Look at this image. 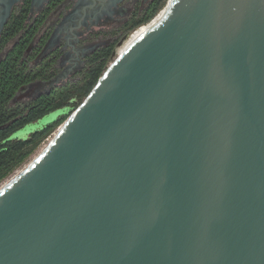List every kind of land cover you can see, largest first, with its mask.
<instances>
[{
	"label": "water",
	"instance_id": "1",
	"mask_svg": "<svg viewBox=\"0 0 264 264\" xmlns=\"http://www.w3.org/2000/svg\"><path fill=\"white\" fill-rule=\"evenodd\" d=\"M167 4L0 193V264H264V0Z\"/></svg>",
	"mask_w": 264,
	"mask_h": 264
},
{
	"label": "flooded vegetation",
	"instance_id": "2",
	"mask_svg": "<svg viewBox=\"0 0 264 264\" xmlns=\"http://www.w3.org/2000/svg\"><path fill=\"white\" fill-rule=\"evenodd\" d=\"M165 2L0 0V67L16 55L32 75H39L20 87L12 103L28 105L31 101L19 102L20 97L32 96L33 101L61 86L58 70L65 63L72 71L83 63L88 66L97 54H113Z\"/></svg>",
	"mask_w": 264,
	"mask_h": 264
},
{
	"label": "trees",
	"instance_id": "3",
	"mask_svg": "<svg viewBox=\"0 0 264 264\" xmlns=\"http://www.w3.org/2000/svg\"><path fill=\"white\" fill-rule=\"evenodd\" d=\"M159 5L146 20L158 13ZM112 52L97 54L89 60L84 77L67 86H58L50 93L41 95L28 105H14L12 99L20 87L39 77L32 75L20 62L19 56H11L0 67V183L14 173L68 117V113L83 103L97 84L111 60ZM57 111L53 121L33 129H26L46 115ZM25 134H19L21 130ZM28 132V133H27Z\"/></svg>",
	"mask_w": 264,
	"mask_h": 264
},
{
	"label": "bare ground",
	"instance_id": "4",
	"mask_svg": "<svg viewBox=\"0 0 264 264\" xmlns=\"http://www.w3.org/2000/svg\"><path fill=\"white\" fill-rule=\"evenodd\" d=\"M170 4V3H169ZM167 4L165 7H163L155 16L153 19H151L146 24L139 25L134 30H132L127 38L123 41L122 44H120L116 49V57L123 56L136 42H138L141 38L146 36L149 32H151L153 29H155L157 26L162 24L166 18L169 15V9L170 5ZM114 62V61H113ZM112 62V63H113ZM63 129V126L59 128L57 133L55 134V137L52 138L50 143L53 142V140L58 136L60 131ZM49 143V144H50ZM49 144L45 148H43L35 157H33L26 166H23L20 170H18L16 173H14L12 176H10L7 180H5L0 185V193L3 192L6 188H8L10 185H12L17 179H19L28 169H30L35 162L39 160V158L44 154L46 149L48 148Z\"/></svg>",
	"mask_w": 264,
	"mask_h": 264
},
{
	"label": "rangeland",
	"instance_id": "5",
	"mask_svg": "<svg viewBox=\"0 0 264 264\" xmlns=\"http://www.w3.org/2000/svg\"><path fill=\"white\" fill-rule=\"evenodd\" d=\"M167 1L168 0H166V2L164 3V5L161 7V9L166 5V3H167ZM160 9V10H161ZM159 10V11H160ZM158 11V12H159ZM147 23V22H146ZM146 23H144V24H146ZM142 25V24H141ZM118 47V46H117ZM116 47V48H117ZM116 57V56H115ZM115 59H114V57L112 56L111 57V60L109 61V63H108V66L106 67V69L109 67V65H110V63L111 62H113ZM65 67H67V63H65L62 67H60L59 68V70H58V72L59 73H61V75H60V77H59V81H58V84H60L61 86H67V85H69L70 83H72V82H78V81H80L83 77H84V74H85V70H86V68H87V66L85 67V65H84V63H83V65H80V66H77V67H73V70L72 71H70V70H68V68H65ZM65 68V69H64ZM65 70V71H63V72H65V73H67V76H63L62 74H63V72H62V70ZM106 69L104 70V72L106 71ZM103 72V73H104ZM31 97L32 96H24V97H20V99H19V102H27V101H32V99H31ZM87 97H85V99H86ZM31 99V100H30ZM84 99V100H85ZM84 100H83V102H84ZM20 104V103H19ZM18 104V101H17V104H15L16 106L17 105H19ZM78 108V107H77ZM76 108V109H77ZM76 109H74V110H72V111H70L69 113H68V115L70 116ZM60 113V112H59ZM57 111H55V112H53V113H50V114H48V115H46L44 118H42V119H40L39 120V122H35V123H32V124H30L29 126H27L26 127V129L28 130H30V129H33V128H35V127H39V126H42V125H44V124H47V123H49L50 121H53L54 119H55V117H57V115L59 114ZM59 128H60V126L49 136V137H47L40 145H39V147H37V149L35 150V152L29 157V159L24 163V164H22L19 168H17V170L14 172V173H16L18 170H20L21 168H23V166H26V164H28V162H30V160H32L33 159V157H35L43 148H45L46 146H47V144H49L50 143V141L52 140V138H54L55 137V134L57 133V131L59 130ZM26 132L24 129L23 130H21L20 132H19V134H25L24 132ZM28 133V132H27ZM39 151V152H38ZM14 173H12L10 176H12ZM9 176V177H10ZM8 177V178H9ZM8 178H6L5 180H7ZM4 180V181H5ZM4 181H2L1 183H0V185L4 182Z\"/></svg>",
	"mask_w": 264,
	"mask_h": 264
}]
</instances>
